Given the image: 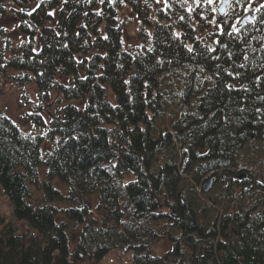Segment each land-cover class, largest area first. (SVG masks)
I'll use <instances>...</instances> for the list:
<instances>
[{
	"label": "trees",
	"instance_id": "trees-1",
	"mask_svg": "<svg viewBox=\"0 0 264 264\" xmlns=\"http://www.w3.org/2000/svg\"><path fill=\"white\" fill-rule=\"evenodd\" d=\"M219 2L0 0V264H264V3Z\"/></svg>",
	"mask_w": 264,
	"mask_h": 264
},
{
	"label": "rangeland",
	"instance_id": "rangeland-1",
	"mask_svg": "<svg viewBox=\"0 0 264 264\" xmlns=\"http://www.w3.org/2000/svg\"><path fill=\"white\" fill-rule=\"evenodd\" d=\"M248 7L246 8V14L248 13V8L250 9H262L264 0H248ZM12 7V5H10ZM125 17V27L123 31V41L125 46L130 49H134L138 45L136 30L137 22L133 14L128 10L126 11ZM9 25V24H8ZM8 25H2V28H7ZM11 39L16 40L17 36L14 32H10ZM22 91L18 89H8L6 86L3 87L0 94V113H4L9 116L10 119H14L15 123L19 126L24 127L26 130L30 129V123L27 120L25 114L29 112V108L24 106L20 100ZM57 180L54 181L55 184ZM0 214L5 219L11 218V209L3 197L0 191ZM19 229L23 232L28 233V230L23 224H17ZM168 249V245L165 241H162L155 245L151 249L152 254H160ZM131 253L125 251L121 248L114 249L110 251L103 259L94 264H130Z\"/></svg>",
	"mask_w": 264,
	"mask_h": 264
},
{
	"label": "water",
	"instance_id": "water-1",
	"mask_svg": "<svg viewBox=\"0 0 264 264\" xmlns=\"http://www.w3.org/2000/svg\"><path fill=\"white\" fill-rule=\"evenodd\" d=\"M228 5H229V0H222L220 2V5L217 8L218 14L223 15L225 13V10L228 7ZM246 20H248V18H245L243 20V22H245ZM243 177H244V174L240 175L237 178L238 179H241ZM222 179L225 180L226 179V176H223ZM212 184H213V179H209L206 182H204L203 185L201 186V190L203 191V193H207L211 189Z\"/></svg>",
	"mask_w": 264,
	"mask_h": 264
},
{
	"label": "snow or ice",
	"instance_id": "snow-or-ice-1",
	"mask_svg": "<svg viewBox=\"0 0 264 264\" xmlns=\"http://www.w3.org/2000/svg\"><path fill=\"white\" fill-rule=\"evenodd\" d=\"M208 2H209V3H211V2H212V0H208ZM222 34H223V32H222Z\"/></svg>",
	"mask_w": 264,
	"mask_h": 264
}]
</instances>
